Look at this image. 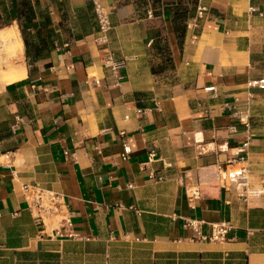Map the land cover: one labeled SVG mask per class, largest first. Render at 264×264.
Instances as JSON below:
<instances>
[{
    "label": "crops",
    "instance_id": "crops-1",
    "mask_svg": "<svg viewBox=\"0 0 264 264\" xmlns=\"http://www.w3.org/2000/svg\"><path fill=\"white\" fill-rule=\"evenodd\" d=\"M27 1L0 0L26 69L0 77V264H264V0H205L191 27L196 0H103L107 44L91 0ZM22 27L50 48L28 58ZM24 183L63 194L82 238L44 229Z\"/></svg>",
    "mask_w": 264,
    "mask_h": 264
},
{
    "label": "built area",
    "instance_id": "built-area-1",
    "mask_svg": "<svg viewBox=\"0 0 264 264\" xmlns=\"http://www.w3.org/2000/svg\"><path fill=\"white\" fill-rule=\"evenodd\" d=\"M94 8V13L98 25L95 40L99 44H107L110 40V30L112 29L111 12L103 2V0H91ZM209 11L205 0H196V14L193 20L188 23V26H197L203 20ZM107 64L112 69L117 70L125 64L124 60L115 61L110 54L107 58ZM251 87H259L264 89V79L249 82ZM235 129V127H232ZM249 141L244 143L247 147ZM155 153L152 152L150 161H153ZM246 155L242 156L240 160L245 161ZM248 169L246 167L234 171L231 176L235 178L240 186L245 188L246 196L258 197L261 191L257 189H249L247 182ZM153 176V175H152ZM22 190L28 202V209L30 210L36 221L43 225L46 229V219L52 215L60 216V227L56 228L53 237L81 239L82 235L72 229V221L68 215L67 204L63 194L45 188L37 183H24ZM203 220L188 219L185 226L191 228L197 236L202 240L208 241H224L228 237L230 224L225 221L211 222V233L203 234L201 231Z\"/></svg>",
    "mask_w": 264,
    "mask_h": 264
},
{
    "label": "bare ground",
    "instance_id": "bare-ground-1",
    "mask_svg": "<svg viewBox=\"0 0 264 264\" xmlns=\"http://www.w3.org/2000/svg\"><path fill=\"white\" fill-rule=\"evenodd\" d=\"M19 33L12 28L0 31V77L8 82L19 80L26 74L23 59H20L24 54V43Z\"/></svg>",
    "mask_w": 264,
    "mask_h": 264
},
{
    "label": "trees",
    "instance_id": "trees-1",
    "mask_svg": "<svg viewBox=\"0 0 264 264\" xmlns=\"http://www.w3.org/2000/svg\"><path fill=\"white\" fill-rule=\"evenodd\" d=\"M25 7H28L29 3L27 0H23V3H22ZM49 22V19L46 20V23ZM22 30V33H23V37H24V41H25V46H26V53H27V56L28 58L29 57H37L39 56L40 54H42V52L46 49H49L50 48V44H48L47 42H41L39 45H33L31 44L28 39H27V36H26V33H25V30L24 28L22 27L21 28Z\"/></svg>",
    "mask_w": 264,
    "mask_h": 264
},
{
    "label": "rangeland",
    "instance_id": "rangeland-1",
    "mask_svg": "<svg viewBox=\"0 0 264 264\" xmlns=\"http://www.w3.org/2000/svg\"><path fill=\"white\" fill-rule=\"evenodd\" d=\"M1 45H2V43L0 42V47H2ZM1 49H2V48H0V51H1Z\"/></svg>",
    "mask_w": 264,
    "mask_h": 264
}]
</instances>
